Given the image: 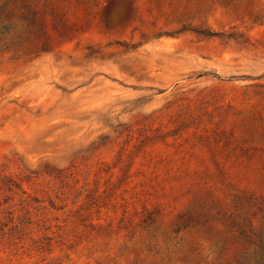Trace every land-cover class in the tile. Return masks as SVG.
Returning <instances> with one entry per match:
<instances>
[{"label": "rangeland", "instance_id": "obj_1", "mask_svg": "<svg viewBox=\"0 0 264 264\" xmlns=\"http://www.w3.org/2000/svg\"><path fill=\"white\" fill-rule=\"evenodd\" d=\"M0 264H264V0H0Z\"/></svg>", "mask_w": 264, "mask_h": 264}]
</instances>
